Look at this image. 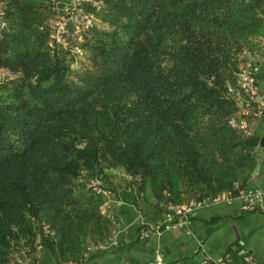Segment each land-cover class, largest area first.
Segmentation results:
<instances>
[{"label": "trees", "instance_id": "trees-1", "mask_svg": "<svg viewBox=\"0 0 264 264\" xmlns=\"http://www.w3.org/2000/svg\"><path fill=\"white\" fill-rule=\"evenodd\" d=\"M57 8L5 4L0 264H37L43 252L81 264L105 244L113 225L95 178L105 188L132 178L164 207L245 188L257 168V137L228 123V88L262 36L264 0H106L63 43L51 37ZM261 55L258 42L254 67Z\"/></svg>", "mask_w": 264, "mask_h": 264}, {"label": "crops", "instance_id": "crops-1", "mask_svg": "<svg viewBox=\"0 0 264 264\" xmlns=\"http://www.w3.org/2000/svg\"><path fill=\"white\" fill-rule=\"evenodd\" d=\"M1 1L6 4L9 0ZM17 1L49 8L52 12L53 6H59L57 9L62 12L55 13L54 18L63 15L69 7V0ZM255 66L257 87L264 92V55ZM256 122L257 129L253 133L259 143L260 138L264 141V115L252 121V128ZM257 156V168L245 188L264 190V142ZM119 175L109 179L114 192L101 207L103 214L111 219V235L102 250L92 252L81 264H152L155 252H160L168 264H214L236 251L243 259L264 264V216L259 211L242 212L239 198L229 204L204 206L182 229L143 236L153 225L164 222L165 207L156 206L155 200L137 194L130 186H117ZM41 255L45 260L52 259L46 252ZM51 261L55 264L53 259Z\"/></svg>", "mask_w": 264, "mask_h": 264}, {"label": "built area", "instance_id": "built-area-1", "mask_svg": "<svg viewBox=\"0 0 264 264\" xmlns=\"http://www.w3.org/2000/svg\"><path fill=\"white\" fill-rule=\"evenodd\" d=\"M106 0H69V7L63 15L58 16L52 23L51 37L58 43L64 42V34L70 29L74 36L81 39L82 32L93 27L97 15L102 11ZM55 7V6H53ZM7 27L5 4L0 0V32ZM264 44V31L260 40ZM76 54H81L76 48ZM228 94L232 96L236 111L228 121L231 128L251 136L253 133L252 121L264 115V92L257 87V71L253 63L241 62L237 72L236 91L233 87L228 88ZM89 187L98 195L109 198L112 195L111 189L105 188L100 179H93ZM264 190L241 188L237 183L231 189L216 197H205L200 200H190L184 204L173 205L168 203L165 207V220L162 223L153 225L143 233H161L176 231L186 227L197 212L206 205L224 202L229 204L233 199L241 200V211L252 213L259 211L264 216L262 198ZM46 230V227L44 228ZM103 245L93 246L87 249V253L100 251ZM86 256V253L84 254ZM75 264V263H72ZM152 264H168L160 252H155ZM214 264H233L229 254L219 258ZM245 264H257L250 258L245 259Z\"/></svg>", "mask_w": 264, "mask_h": 264}, {"label": "rangeland", "instance_id": "rangeland-1", "mask_svg": "<svg viewBox=\"0 0 264 264\" xmlns=\"http://www.w3.org/2000/svg\"><path fill=\"white\" fill-rule=\"evenodd\" d=\"M57 18L58 17H55L54 19H52L51 21H54L55 22V20H57ZM49 23H51V22H49ZM53 23V22H52ZM69 31H70V29L67 31V33H69ZM261 38H262V36H259L258 38H254V42H253V44H254V46L257 48V46H258V42H260V40H261ZM257 45V46H256ZM253 48V50H251L252 51V53H254V54H256V48ZM250 49V48H249ZM252 53H246V54H244V57H243V61H245V62H247V63H252L253 61H254V59H256V58H254V54H252ZM76 54V53H75ZM246 56V57H245ZM7 76H8V74H7V72L6 71H4V70H0V82L2 81V80H5L6 78H7ZM253 126H254V124H253ZM253 129V128H252ZM253 134V133H252ZM261 140H262V138H260L259 139V143H258V145H257V147H258V149H257V152L259 151V149H260V143H261ZM120 177H118L119 179L117 180L119 183H116L117 184V186H123L124 184L126 185V186H130V188H132V189H134V187L133 186H131V180H133L132 178H130V179H128L126 176L125 177H123L122 175H119ZM127 178V179H126ZM122 179V180H121ZM102 180V179H101ZM120 180V181H119ZM108 189H112L111 190V192H112V194H113V192H114V190H113V188H108ZM219 195H221V194H219ZM219 195H217V196H219ZM207 197H211V196H207ZM214 197H216V196H214ZM106 199V197H104L103 198V200H105ZM221 203H224V202H219V203H214V204H221ZM213 204V205H214ZM241 210V209H240ZM101 212H102V210H101ZM103 213V212H102ZM92 253V252H91ZM48 256V255H47ZM52 259L49 257L48 258V260H45V259H43V256L41 255V257H40V259L38 260V263L37 264H53V262L51 261ZM21 261V263L20 264H25L26 262L24 261V260H20ZM25 262V263H24ZM72 263H75V262H73V260L71 261V262H69L68 264H72Z\"/></svg>", "mask_w": 264, "mask_h": 264}, {"label": "water", "instance_id": "water-1", "mask_svg": "<svg viewBox=\"0 0 264 264\" xmlns=\"http://www.w3.org/2000/svg\"><path fill=\"white\" fill-rule=\"evenodd\" d=\"M63 6V5H62ZM62 6H60V7H62ZM57 7H59V6H57ZM261 121V118L260 119H258V122H260ZM257 122L254 124V126H253V130L255 131L257 128ZM263 139L261 140V143H260V145H263Z\"/></svg>", "mask_w": 264, "mask_h": 264}]
</instances>
